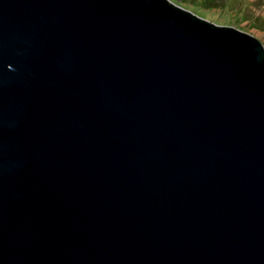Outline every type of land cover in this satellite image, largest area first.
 I'll use <instances>...</instances> for the list:
<instances>
[{
  "label": "water",
  "instance_id": "obj_1",
  "mask_svg": "<svg viewBox=\"0 0 264 264\" xmlns=\"http://www.w3.org/2000/svg\"><path fill=\"white\" fill-rule=\"evenodd\" d=\"M0 264H264V45L171 0H0Z\"/></svg>",
  "mask_w": 264,
  "mask_h": 264
},
{
  "label": "rangeland",
  "instance_id": "obj_2",
  "mask_svg": "<svg viewBox=\"0 0 264 264\" xmlns=\"http://www.w3.org/2000/svg\"><path fill=\"white\" fill-rule=\"evenodd\" d=\"M215 24L252 34L264 45V0H171Z\"/></svg>",
  "mask_w": 264,
  "mask_h": 264
},
{
  "label": "trees",
  "instance_id": "obj_3",
  "mask_svg": "<svg viewBox=\"0 0 264 264\" xmlns=\"http://www.w3.org/2000/svg\"><path fill=\"white\" fill-rule=\"evenodd\" d=\"M203 18V17H202Z\"/></svg>",
  "mask_w": 264,
  "mask_h": 264
}]
</instances>
